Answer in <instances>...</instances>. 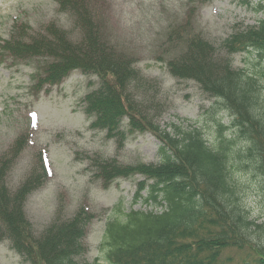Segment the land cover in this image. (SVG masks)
Here are the masks:
<instances>
[{"label": "trees", "instance_id": "trees-1", "mask_svg": "<svg viewBox=\"0 0 264 264\" xmlns=\"http://www.w3.org/2000/svg\"><path fill=\"white\" fill-rule=\"evenodd\" d=\"M60 2L76 16L81 38L73 39L55 26L30 40L10 38L3 49L20 58H45L39 87L60 83L75 70L97 75L99 84L83 98L91 126L105 129L121 144L127 117L131 129H148L158 136L162 159L125 164L95 156L96 173L106 183L115 176L144 175L135 201L165 207L125 211L119 203L107 222L101 256L94 262L80 260L88 249L84 240L92 213L81 207L73 217L54 220L36 235L25 205L47 171L35 168L11 191L6 171L14 154L8 152L0 158V237L11 239L29 264H264V223L251 217L235 172L243 168L252 173L264 193V65L248 71L234 67L231 57L250 50L264 60V18L226 37L221 48L189 34L183 24L173 31L189 37L185 50L169 60L172 73L197 80L232 118L230 134L216 120L218 136L211 144L198 126L160 127L150 106L132 91L135 59L103 35L93 1ZM17 148L14 144L12 152Z\"/></svg>", "mask_w": 264, "mask_h": 264}, {"label": "rangeland", "instance_id": "rangeland-1", "mask_svg": "<svg viewBox=\"0 0 264 264\" xmlns=\"http://www.w3.org/2000/svg\"><path fill=\"white\" fill-rule=\"evenodd\" d=\"M91 1L103 35L135 59L132 91L150 106L161 128L170 130L175 123L198 126L213 144L220 119L226 134L231 133L232 118L216 103L217 98L194 78L179 77L170 70L169 60L185 50L189 37L185 33L178 37L173 31L183 24L189 34H199L221 48L226 37L264 18V0ZM55 26L73 39L81 38L76 16L60 0H0V158L14 154L6 171L11 191L35 168L47 171L46 180L29 194L25 205L36 235L54 220L73 217L81 207L92 213L84 240L88 249L79 258L94 262L101 256V242L115 206L122 202L125 211H161L165 205L135 201L144 175L115 176L106 183L91 159L159 162L162 142L151 130L131 129L127 117L122 121L125 136L121 144L105 129L91 126L83 98L99 84L97 75L75 70L60 83L39 87L45 58H20L2 47L10 38L30 40ZM231 57L234 67L248 71L264 65L256 51H237ZM14 144L18 148L12 152ZM235 172L251 217L264 223L259 181L246 169ZM0 264L29 263L11 239L0 237Z\"/></svg>", "mask_w": 264, "mask_h": 264}, {"label": "snow or ice", "instance_id": "snow-or-ice-1", "mask_svg": "<svg viewBox=\"0 0 264 264\" xmlns=\"http://www.w3.org/2000/svg\"><path fill=\"white\" fill-rule=\"evenodd\" d=\"M32 115H35L34 113Z\"/></svg>", "mask_w": 264, "mask_h": 264}]
</instances>
